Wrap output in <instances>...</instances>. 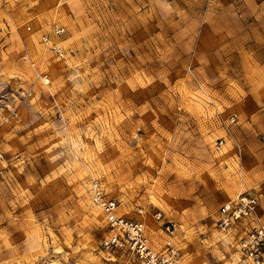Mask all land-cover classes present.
I'll return each mask as SVG.
<instances>
[{"label": "rangeland", "instance_id": "374dc122", "mask_svg": "<svg viewBox=\"0 0 264 264\" xmlns=\"http://www.w3.org/2000/svg\"><path fill=\"white\" fill-rule=\"evenodd\" d=\"M253 44L264 0H0V264H140L102 249L95 180L152 247L175 222L180 264H244L215 224L241 193L264 214Z\"/></svg>", "mask_w": 264, "mask_h": 264}, {"label": "built area", "instance_id": "2783aa9c", "mask_svg": "<svg viewBox=\"0 0 264 264\" xmlns=\"http://www.w3.org/2000/svg\"><path fill=\"white\" fill-rule=\"evenodd\" d=\"M62 29L56 30L59 35ZM3 155L0 144V161ZM92 200L105 217L109 234L101 240V247L108 253L122 252L140 264H180L181 252L174 242L177 224L165 220L161 213L153 218L161 222L165 240L162 248L150 245L145 224L136 219L120 215L117 200L107 195L98 180L92 183ZM216 228L229 232L241 227L244 236L239 243V252L244 264H264V214L259 198L251 193H241L224 202L218 210Z\"/></svg>", "mask_w": 264, "mask_h": 264}, {"label": "crops", "instance_id": "0c3cea01", "mask_svg": "<svg viewBox=\"0 0 264 264\" xmlns=\"http://www.w3.org/2000/svg\"><path fill=\"white\" fill-rule=\"evenodd\" d=\"M237 48L240 51L243 50V49L245 50V48L244 47H240L239 44H238ZM247 50L253 52V59H254L255 63L257 65H259V67H261V68L263 67L264 68V47L261 48L260 46H258L256 44H253L252 46H248ZM261 71H263V70H261ZM250 102L254 106V108L258 111L257 114L260 115L261 120H264V111L260 110L258 108L257 102H255L251 98H250ZM253 130H256L258 132L259 131H264V123L261 126H259V127L253 128Z\"/></svg>", "mask_w": 264, "mask_h": 264}]
</instances>
